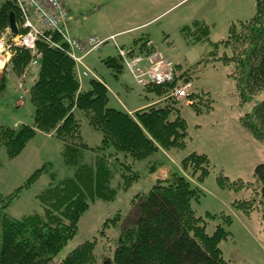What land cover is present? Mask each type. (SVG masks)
<instances>
[{"label": "trees", "instance_id": "trees-1", "mask_svg": "<svg viewBox=\"0 0 264 264\" xmlns=\"http://www.w3.org/2000/svg\"><path fill=\"white\" fill-rule=\"evenodd\" d=\"M255 2L253 16L231 25L229 36L224 40L225 47L231 51L221 56L233 64L231 75L237 81L242 103L264 91V0ZM12 12L18 19V7L7 0L0 9V29L9 24ZM194 29L186 25L183 30L195 39ZM207 35L206 28L199 40ZM53 37L59 39L56 35ZM150 42L149 37H142L128 47L151 52L155 47ZM37 48L41 51L38 65H31V49L19 47L0 80L1 93L10 83L25 82L35 72V79L28 87L34 122L17 126L0 124V146L13 158L37 131L52 133L63 142L64 160L74 167V173L50 184L38 195L44 206L42 214L14 217L8 207L20 188L7 195L0 193V264H50L77 234L80 219L90 208L89 200L116 197L117 189L111 185L115 170L126 189L140 177L134 168L135 160L146 159L159 150L182 149L188 140L187 121L177 105L181 100L169 96L173 84L143 88L156 93L158 100L131 114L109 105V88L103 79L90 76L89 83L83 86L74 60L64 49L49 46L43 38L37 40ZM104 62L117 76L125 68L118 53L108 56ZM175 77L174 84L190 81L188 72H180V65L176 67ZM199 98L202 96L197 93L189 95L191 104L201 111ZM210 106L208 103L207 108ZM77 111H81L93 129L101 132L99 145L84 140ZM241 123L258 140L264 141V98L241 117ZM88 150L96 152V156L92 162L82 163ZM208 166L209 157L196 151L182 160L184 169L201 171V179L209 173ZM46 167L31 174L25 186L33 183ZM254 177L256 185H249L256 187L258 197L237 201L235 206L246 213L261 207L264 215V162L257 164ZM219 180L223 186H248L243 181L227 183L223 176ZM200 192L182 172L171 170L143 197L140 219L125 230L108 259L113 264H233L220 246L230 232L218 224L209 233L206 217L213 215L209 211L205 216L196 212L193 204L199 201ZM224 217L226 222H231L229 215ZM96 261L95 242L85 240L59 264H96Z\"/></svg>", "mask_w": 264, "mask_h": 264}, {"label": "rangeland", "instance_id": "rangeland-1", "mask_svg": "<svg viewBox=\"0 0 264 264\" xmlns=\"http://www.w3.org/2000/svg\"><path fill=\"white\" fill-rule=\"evenodd\" d=\"M66 2L70 9V28L76 36L96 35L106 39L116 35L115 40L108 39L100 50L85 59L99 78L108 84L109 105L129 111L158 99L156 93L139 86L126 68L117 76L104 62L108 56L117 55L115 41L119 45L130 46L136 39L149 37L155 48L180 65V72H188L193 84L190 91L202 96L199 105L203 109L198 111L189 97L177 103L187 121L186 146L171 151L159 150L146 159L135 160L134 168L140 177L126 189L121 186L122 177L115 170L111 185L117 189L116 197L112 200H89L90 208L81 217L77 234L50 264H59L85 240L95 242L96 264H103L112 257L125 230L135 226L140 219L143 197L173 169L182 172L201 189L199 201L193 205L198 215L205 216L208 211L213 215L212 218L206 217L207 231L212 233L218 224H222L230 232L228 239L220 243L224 256L233 264H264V215L261 207L246 213L235 206L237 201L258 197L256 187L249 184L256 185L254 169L264 162V141L258 140L242 125L241 117L264 98V91L251 101L242 103L237 81L231 75L233 64L221 59L231 51L224 45L231 25L254 15L255 0ZM195 22L200 24L196 26ZM186 25L196 29L195 39L185 34L183 29ZM9 26L7 24L0 29V37L7 39L6 51L11 53L7 67L12 64V57L19 48L7 33ZM206 28L208 35L199 40ZM5 69L3 72L0 70V80ZM89 80L90 76L84 78V86ZM17 83H10L0 93V124H33L34 107L27 85H31L33 80ZM208 103L211 105L209 108ZM77 115L82 121L84 140L91 145H99L101 132L89 125L81 111H77ZM63 148V142L52 133L41 131H37L16 157L10 158L6 148L0 146V193L7 195L20 188L8 207L12 216L22 218L42 214L44 206L38 195L50 184L73 175L74 167L65 162ZM194 151L209 157V173L202 179L201 171L182 167V160ZM95 156L96 152L88 150L81 162L90 163ZM156 163V167H152ZM44 165L46 170L26 187L31 174ZM220 176L225 177L227 183L243 181L248 186H223ZM228 215L231 217L229 223L224 217Z\"/></svg>", "mask_w": 264, "mask_h": 264}, {"label": "built area", "instance_id": "built-area-1", "mask_svg": "<svg viewBox=\"0 0 264 264\" xmlns=\"http://www.w3.org/2000/svg\"><path fill=\"white\" fill-rule=\"evenodd\" d=\"M7 0H0V9ZM18 7L19 18H16L18 34H14L11 27L7 33L12 36L19 47L31 49V65L36 66L41 58V51L37 48V40L45 39L51 47L64 49L74 60L80 82L84 77L98 78L95 71L86 63L85 59L100 50L108 39H116V35L101 38L96 35L78 38L73 34L69 25V8L66 0H12ZM47 32L50 35L46 34ZM58 36L56 39L53 36ZM16 39V41H15ZM7 39L0 37V61L3 59V71L11 53L6 51ZM152 43L150 42L149 45ZM117 53L125 68L134 77L136 83L145 88L149 85H171L169 96L177 100L189 97L193 84L191 81L174 84L177 64L173 58L162 50L155 48L151 52H139L133 47L119 45L115 41ZM5 54H3V52ZM2 53V54H1ZM7 56V57H6ZM20 87L23 88L22 83Z\"/></svg>", "mask_w": 264, "mask_h": 264}, {"label": "crops", "instance_id": "crops-1", "mask_svg": "<svg viewBox=\"0 0 264 264\" xmlns=\"http://www.w3.org/2000/svg\"><path fill=\"white\" fill-rule=\"evenodd\" d=\"M67 3V2H66ZM69 12H70V9H69ZM69 21H70V13H69ZM69 25H70V22H69ZM119 33V32H118ZM74 34V33H73ZM115 34H117V33H115ZM75 35V34H74ZM78 35H80V34H78ZM76 36V35H75ZM78 38H87L88 36H84V37H82V36H77ZM27 79H29V80H33L34 81V79H35V72L34 73H32V74H29L28 75V77H27ZM27 79H26V81H27ZM18 83L16 82V85H17ZM82 84H83V82H82ZM107 84V83H106ZM28 85V87L30 86L29 84H27ZM83 86H84V84H83ZM107 86H108V84H107ZM108 88H109V86H108ZM158 99H156V100H154V101H152V102H155V101H157ZM152 102H149V103H147V104H140V105H138V106H135L134 108H132L131 110H129L128 112L129 113H133V112H135L136 110H138V109H141V108H143V107H145V106H147V105H149L150 103H152ZM33 118H34V114H33ZM34 122V121H33ZM21 124V123H20ZM17 125H19V124H17ZM16 125V126H17Z\"/></svg>", "mask_w": 264, "mask_h": 264}, {"label": "water", "instance_id": "water-1", "mask_svg": "<svg viewBox=\"0 0 264 264\" xmlns=\"http://www.w3.org/2000/svg\"><path fill=\"white\" fill-rule=\"evenodd\" d=\"M9 25H10L13 33L18 34L19 31H18V27H17V23H16V15L14 12H12L10 14ZM103 264H113V263L111 262L110 259H107L106 261L103 262Z\"/></svg>", "mask_w": 264, "mask_h": 264}, {"label": "bare ground", "instance_id": "bare-ground-1", "mask_svg": "<svg viewBox=\"0 0 264 264\" xmlns=\"http://www.w3.org/2000/svg\"><path fill=\"white\" fill-rule=\"evenodd\" d=\"M3 67V59L0 61V69Z\"/></svg>", "mask_w": 264, "mask_h": 264}]
</instances>
